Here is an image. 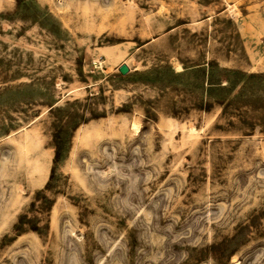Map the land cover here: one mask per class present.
<instances>
[{
	"label": "rangeland",
	"instance_id": "374dc122",
	"mask_svg": "<svg viewBox=\"0 0 264 264\" xmlns=\"http://www.w3.org/2000/svg\"><path fill=\"white\" fill-rule=\"evenodd\" d=\"M234 70L264 0H0V264H264V106L205 95L264 86Z\"/></svg>",
	"mask_w": 264,
	"mask_h": 264
},
{
	"label": "trees",
	"instance_id": "16d2710c",
	"mask_svg": "<svg viewBox=\"0 0 264 264\" xmlns=\"http://www.w3.org/2000/svg\"><path fill=\"white\" fill-rule=\"evenodd\" d=\"M208 64L209 63H207V65ZM212 64L216 65L217 67L216 63H212ZM224 70H227V69L225 67L219 69V71L221 72H224ZM233 72L237 74L239 77H242L243 75H245V77L247 78H257V79H261L262 77H264V72L244 73L243 71L241 72L239 70H234ZM206 76H207L206 77L207 82H206V88H205V95H207L214 102L219 104L222 109H225V107L232 102H240L241 100L239 99H241L243 95L249 96L248 97L249 100H252L250 98H253V100L255 101H258V100L262 101V105L264 106V86L260 87V85L259 86L257 85L256 86L255 85H244L243 86L242 85L241 87H239L238 91L235 94H231L237 85L235 81L226 79L224 84H222L221 75L215 76L211 72H208ZM246 92L248 93L247 95H245ZM249 102H252V101H249ZM54 138H55V148H54V154H53V160H52L53 165L51 168L52 173L54 171L55 166L59 164L60 161L65 157L64 156L65 151H63V149L61 148V145L58 142H56L58 141L56 136H54ZM36 195L39 196V194H36ZM45 201L47 204H50V201L47 198H45ZM24 219H25L24 217H20L18 219V222L14 224V227L16 229H20L23 224ZM31 228H33V230H36V227H34V225Z\"/></svg>",
	"mask_w": 264,
	"mask_h": 264
},
{
	"label": "water",
	"instance_id": "95a60500",
	"mask_svg": "<svg viewBox=\"0 0 264 264\" xmlns=\"http://www.w3.org/2000/svg\"><path fill=\"white\" fill-rule=\"evenodd\" d=\"M118 70L121 74H125L126 72H128V67L125 63H122L118 66Z\"/></svg>",
	"mask_w": 264,
	"mask_h": 264
}]
</instances>
